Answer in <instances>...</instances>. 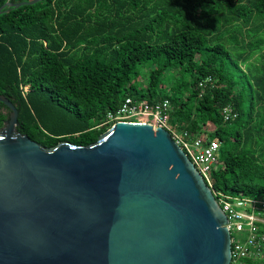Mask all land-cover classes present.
Wrapping results in <instances>:
<instances>
[{
	"label": "trees",
	"instance_id": "trees-1",
	"mask_svg": "<svg viewBox=\"0 0 264 264\" xmlns=\"http://www.w3.org/2000/svg\"><path fill=\"white\" fill-rule=\"evenodd\" d=\"M0 93L18 108L17 129L47 146L96 142L128 94L168 97L176 127L221 141L214 189L264 198V0L11 7L0 14ZM227 105L236 118L225 120ZM9 114L0 100V128Z\"/></svg>",
	"mask_w": 264,
	"mask_h": 264
},
{
	"label": "water",
	"instance_id": "water-1",
	"mask_svg": "<svg viewBox=\"0 0 264 264\" xmlns=\"http://www.w3.org/2000/svg\"><path fill=\"white\" fill-rule=\"evenodd\" d=\"M0 100V264H230L227 214L167 128L119 120L47 146Z\"/></svg>",
	"mask_w": 264,
	"mask_h": 264
},
{
	"label": "built area",
	"instance_id": "built-area-1",
	"mask_svg": "<svg viewBox=\"0 0 264 264\" xmlns=\"http://www.w3.org/2000/svg\"><path fill=\"white\" fill-rule=\"evenodd\" d=\"M27 90L28 88L25 89ZM171 110L172 105L168 97L150 100L128 94L117 108L107 112L103 123L112 125L119 120L139 121L149 122L154 128L159 125L167 128L212 187L227 214L226 225L231 235L230 264H242L246 258L258 259L264 256V198L215 190L210 170L219 158L221 141L210 138L206 131L192 133L188 129L176 127L170 120ZM222 113L225 120L234 119L238 115L231 105L225 106ZM233 230L238 232L236 236Z\"/></svg>",
	"mask_w": 264,
	"mask_h": 264
},
{
	"label": "rangeland",
	"instance_id": "rangeland-1",
	"mask_svg": "<svg viewBox=\"0 0 264 264\" xmlns=\"http://www.w3.org/2000/svg\"><path fill=\"white\" fill-rule=\"evenodd\" d=\"M26 87L28 88L27 85L25 86V89H27ZM244 117H245V114L243 113V114H241V116L239 117L238 120H239V121H240V120H243ZM211 127H213V125H212ZM237 233H238V232H237L236 230H233V234H234L235 236L237 235Z\"/></svg>",
	"mask_w": 264,
	"mask_h": 264
},
{
	"label": "bare ground",
	"instance_id": "bare-ground-1",
	"mask_svg": "<svg viewBox=\"0 0 264 264\" xmlns=\"http://www.w3.org/2000/svg\"><path fill=\"white\" fill-rule=\"evenodd\" d=\"M28 86V85H27Z\"/></svg>",
	"mask_w": 264,
	"mask_h": 264
}]
</instances>
